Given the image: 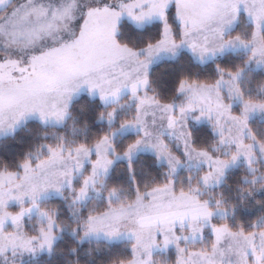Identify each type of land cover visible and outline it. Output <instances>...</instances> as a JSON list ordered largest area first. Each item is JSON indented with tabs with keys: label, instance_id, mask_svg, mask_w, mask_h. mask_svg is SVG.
<instances>
[{
	"label": "snow or ice",
	"instance_id": "obj_1",
	"mask_svg": "<svg viewBox=\"0 0 264 264\" xmlns=\"http://www.w3.org/2000/svg\"><path fill=\"white\" fill-rule=\"evenodd\" d=\"M125 19L139 29L155 24V34L130 43L122 34ZM230 49L244 50L241 63H217L212 78L180 76L171 99H162L152 84L150 68L162 54L176 58L187 51L204 63ZM250 64L264 67V0H0V132L32 117L63 124L82 91L106 106L99 118L110 126L122 96L136 102L118 127L90 142L61 135L42 142L15 167H0V257L16 264L17 255L51 251L63 225L55 208L41 206V198L49 192L62 196L67 186L75 192L73 202L85 201L90 190L101 191L97 185H104L117 156L128 159L131 172L132 156L148 148L166 162L167 179L141 188L133 177L131 197L120 198L117 188L108 187L104 206L90 209L73 231L79 228L81 238H126L127 255L110 264H158L154 249L169 246L176 252L173 264H264V220L233 226L226 214L234 205L220 199L213 205L200 196L201 184H218L241 157L251 166L257 148L264 154V139L249 124L252 114L264 113V95H250L240 83ZM157 113L168 134L175 133L183 156L163 132H152L147 118ZM189 119L212 127L217 136L212 151L193 142ZM128 127L138 134L117 148L116 132ZM225 144L231 150L221 155ZM187 160L203 163L205 171L195 183L189 176L187 187H177L173 174ZM77 176L80 184L74 186ZM33 209L43 222L29 232L24 218ZM217 212L225 214L219 223L213 220Z\"/></svg>",
	"mask_w": 264,
	"mask_h": 264
},
{
	"label": "trees",
	"instance_id": "obj_2",
	"mask_svg": "<svg viewBox=\"0 0 264 264\" xmlns=\"http://www.w3.org/2000/svg\"><path fill=\"white\" fill-rule=\"evenodd\" d=\"M245 23V21L242 22L238 27L243 29ZM155 28L156 26L153 24L139 29L127 19L122 21V34L130 43L137 45L143 43L147 36L154 35ZM244 56L245 53L240 51L227 52L208 62L200 63L195 61L188 52H182L176 58L166 59L155 65L150 74L152 84L162 99H171L175 84L180 76L212 78L216 76L215 65L217 63L234 67L243 61ZM240 83L246 93L264 95V92H261V89L264 88V69L253 67L245 69ZM101 110L106 111V106L99 101V98L82 94L73 101L72 116L64 125H47L37 119L28 120L12 134L0 139V167H15L26 154L34 152L42 142H54L61 135L66 141L90 142L108 131L110 127H118V121L121 117L133 113V110L127 114L120 111L117 115V121L110 126L108 122L99 118ZM249 124L256 136L264 139V119L255 117L249 121ZM190 129L195 144L212 149L211 145L217 136L209 124H191ZM135 136L136 134L131 133L119 138L116 140L117 148L122 149ZM172 147L174 149V146ZM131 163V172H129L125 161H119L115 164L106 177L107 189L104 188L105 192L108 191V187H115L118 189L120 198L131 197L135 193L133 177H135L136 184L141 188L146 184L150 186L167 179L166 165L159 163L156 155L152 153H139ZM259 170L263 172L264 165L261 164ZM256 171L258 172V170ZM188 172L183 169L175 177L178 187L189 185ZM254 175V173H250L245 164H238L228 171L223 183L211 191L213 199H220L225 205H234V207L228 208L226 216V219L233 226L239 223L245 227H250L252 221H258L261 216H264V187H260L261 184H264V179L254 180ZM249 190H251V195ZM104 198L105 195L102 199L92 198L78 208L70 205L68 197H53L43 200L40 203L41 206L55 208L57 211V220L62 223L63 231L50 252H44L36 258L26 260L24 264H110L112 260L127 255L129 242L126 240L117 242L102 239L83 240L80 237V229L76 228L75 232L73 231V227L79 224L81 218L90 209H99L104 206V202L98 204ZM220 219L215 217L217 222Z\"/></svg>",
	"mask_w": 264,
	"mask_h": 264
},
{
	"label": "rangeland",
	"instance_id": "obj_3",
	"mask_svg": "<svg viewBox=\"0 0 264 264\" xmlns=\"http://www.w3.org/2000/svg\"><path fill=\"white\" fill-rule=\"evenodd\" d=\"M244 22V20L242 19L240 24ZM239 24V25H240ZM238 25V26H239ZM237 51H240V52H244L243 49H239V50H233V49H230V50H227L225 51V53L227 52H237ZM182 52H187V51H181L180 53ZM179 53V54H180ZM224 53V54H225ZM219 56H222V55H218L217 57ZM216 57V58H217ZM193 58V57H192ZM166 59H172V57L168 54H162L160 57H157L154 61H153V64L151 65V68H150V74L153 70V68L155 67V65L163 60H166ZM195 60V59H194ZM212 59H208L206 62L210 61ZM197 62H199L198 60H195ZM205 63V62H204ZM249 67H253V68H263L262 66H257V65H254V64H250L247 66V68ZM246 68V69H247ZM244 74V73H243ZM243 76V75H242ZM242 78V77H241ZM82 94H87L86 91H82L77 97H75L73 99V101L80 97ZM92 97H96V96H92ZM98 98V97H96ZM177 99H179V97H177ZM117 103V113L116 115L119 114L120 111H124L126 114L129 113L130 111L133 110V112L135 111V100H128V97H127V94H125L124 96H122L120 98L119 101L116 102ZM104 105V104H103ZM107 106H111L112 107V104L110 103L109 105ZM110 108V107H108ZM234 108L238 109L239 108V105H234ZM159 116L160 114L157 113L156 117H152V116H149L147 119L149 121V127L151 128L152 132L154 134H158L160 132H163V135H164V139L167 141V143L171 146H174V149L172 147V149L179 153L181 156H183V153H182V150H181V145L179 144L177 138H176V135L175 133H173L172 135H169L168 134V131L166 129H164L162 127V125L165 123L164 121H161L159 119ZM255 117H260L262 119H264V113H255V114H252L250 116V119H253ZM32 119H37L39 120L38 118H35V117H32V118H29L28 120H32ZM155 119L156 120V123L155 125H153L151 123V121ZM27 120V121H28ZM68 120V119H67ZM66 120V121H67ZM102 120H105L106 122H108L106 119H102ZM27 121H24V122H21L19 125H17L14 130L12 131H6V132H0V139L6 135H9V134H12L17 128H19L20 126H22L23 124H25ZM66 121L63 123V124H60V125H57L55 123H49L47 125H57V126H61V125H64L66 123ZM209 124L206 120H201L199 122L197 121H194V120H191L189 119V127L191 128V124H195V125H199V124ZM109 124V123H108ZM212 128V127H211ZM138 134V130H135V129H132L130 127L128 128H123V129H120L119 131L116 132L115 134V137H114V142L116 144V140H118L119 138H122L126 135H130V134ZM217 140V139H216ZM171 143V144H170ZM117 146V144H116ZM234 147V146H232ZM220 148V154L221 155H226L228 154V152L231 150L229 145L225 144V145H220L219 146ZM210 151H212L213 149H209ZM152 153L154 155L155 152H153L152 150L148 149V148H140L139 150H137V152L132 156V160L133 158H135L139 153ZM131 160V161H132ZM119 161H125L128 165V159L125 158V157H122V156H117L114 161H113V164L111 165L110 169L108 170L107 174L104 176V185L101 186V185H97V187H101V191L100 192H96V191H92L90 190L89 191V194L87 196V199L85 201H77V202H73V197L75 196V192L71 191L67 186H65L64 188V191H63V195L61 196L60 194L58 193H55V192H49L45 197H42L41 198V201L40 203L43 201V200H46V199H49V198H53V197H61V198H66L68 197L69 198V203L70 205L74 206L75 208H78L80 207L81 205L87 203L89 200H92V198H98V199H102V197L105 195V198L104 200L98 202V204H101V203H105L106 202V194L107 192L104 191V188L107 187V184H106V177L108 176V174L112 171L113 167L115 166V164ZM261 161V162H260ZM159 163H162V164H165L167 169H168V166L166 164V162L161 159L158 161ZM245 164L247 166V169L250 171V173H254L255 177H254V180H260V179H264V171H260V165H264V154H261L259 149L257 148L256 150V155L254 158H252V163H251V166H249V164L245 161V159L243 157H241L238 161H236L234 164H231L228 168L225 169V172H224V175L220 178V181L219 183H213L211 186L209 187H204L202 184H201V188H202V191L200 193V196H201V199H207L211 204H215V201L217 200V198L213 199V196H212V193L211 191L213 190V188H216V187H219L222 183H223V180L225 178V175L228 173V171L232 168V167H235V166H238V164ZM183 169H186L187 171H189L187 173L188 175V180H189V176H191V182L192 183H195L197 181V179L199 178V176L201 175V173L203 171H205V165L201 162H197L196 160H187L186 163L182 164L181 166H179L176 170V172L173 174V179L175 180V183H176V176L178 174H180L181 171H183ZM262 169V168H261ZM258 170V172L256 171ZM84 171H88V165L86 164L85 165V169ZM192 172V173H191ZM190 182V181H189ZM74 186H79L80 184V176H77L74 180ZM177 186V184H176ZM178 187V186H177ZM107 189V188H106ZM211 193V194H210ZM204 194V195H203ZM116 196H120L118 194V192L116 193ZM116 197H113V199H115ZM69 205V204H68ZM13 207H15V204L12 205ZM56 216H57V211H56ZM227 216V214H226ZM215 217H217L218 219H220L219 222H221L222 218H225V214L223 213H220V212H217L216 215L213 217V220L215 221ZM261 220H264V216H261L260 219H258L257 223H259ZM40 222H43L42 221V218H40L37 214V210L33 209L32 211V214H31V217H28V216H25L24 218V225H25V229L29 232H35L38 227H39V223ZM217 222V221H215ZM217 222V223H219ZM79 230V228H78ZM62 231H59L57 233V236H56V239L54 241V244L53 246L55 245V243L57 242V240H59L61 234H62ZM209 233L206 232L205 233V239H207ZM80 237H81V232H80ZM83 240H99V239H102V240H107V241H110V242H117V241H122V240H126L128 241L126 238H124L123 236H121L120 238L118 239H108L106 238L105 236H103L102 234L99 235V236H96V235H90V236H84L83 238H81ZM183 243V241H182ZM188 243H193V241L191 239H189ZM195 243L197 245L201 244V241L199 239V237H197ZM44 252H50L49 250L47 249H44L42 251H39L35 254L33 253H25L23 256H20V255H17L15 258H13L16 262V264H24L26 260H29V259H33V258H36L37 256H39L40 254L44 253ZM9 256H11V253H8ZM175 255H176V252H175V248L172 247V246H169L167 249H163V248H159V249H154L153 251V256H154V259L158 261V264H173L174 262V259H175ZM0 264H8V261H5L3 259V257H0Z\"/></svg>",
	"mask_w": 264,
	"mask_h": 264
}]
</instances>
